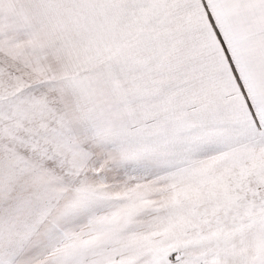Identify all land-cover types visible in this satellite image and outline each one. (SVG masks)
<instances>
[{
	"label": "snow or ice",
	"instance_id": "6c2138e0",
	"mask_svg": "<svg viewBox=\"0 0 264 264\" xmlns=\"http://www.w3.org/2000/svg\"><path fill=\"white\" fill-rule=\"evenodd\" d=\"M0 264H264V0H0Z\"/></svg>",
	"mask_w": 264,
	"mask_h": 264
}]
</instances>
